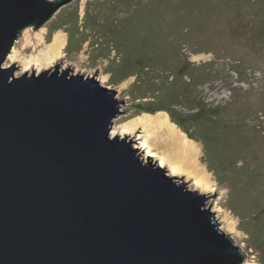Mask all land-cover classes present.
Returning <instances> with one entry per match:
<instances>
[{
  "label": "water",
  "instance_id": "95a60500",
  "mask_svg": "<svg viewBox=\"0 0 264 264\" xmlns=\"http://www.w3.org/2000/svg\"><path fill=\"white\" fill-rule=\"evenodd\" d=\"M71 1L0 0V264H243L248 240L210 203L224 186L113 135L127 95L102 65L5 64Z\"/></svg>",
  "mask_w": 264,
  "mask_h": 264
},
{
  "label": "rangeland",
  "instance_id": "374dc122",
  "mask_svg": "<svg viewBox=\"0 0 264 264\" xmlns=\"http://www.w3.org/2000/svg\"><path fill=\"white\" fill-rule=\"evenodd\" d=\"M144 15L150 16L153 26L150 29L142 27L140 33L143 37H148L152 44L161 47V52L155 53L158 56L157 62L165 60L168 56L167 49H171L169 51L172 56L182 53L179 56L182 57V62L180 58L173 59L177 70L181 67V72L187 61L194 64L211 62L209 67L218 70L212 76L214 80L210 78L208 81L207 78L204 81L199 78V86L192 87L191 103H196L198 97H205L206 101H214L216 104L225 103L229 100V85L232 82L243 87L235 99L231 98L225 114L244 120L245 137H229V142L223 146L224 158L239 157V164L250 161L258 169V177L245 190L236 191L231 181H220L217 174L209 168L200 140L191 138L167 110H147L152 107L150 101L155 98L148 95L147 90L151 87L158 88L163 83L166 75L163 69L166 65L159 68V65L153 64L146 69L143 83H137L136 76L115 81L121 86L122 95L127 96L119 107L120 114L114 120V133L116 135L122 132L123 123L133 121L144 113L167 112L171 121L194 140L200 149L197 162L208 171V175L206 178H194L204 179L205 186H224L222 191H210V203L216 201V206H222L223 215L237 234L241 239L248 240L250 257H246L243 264H264V0H72L41 26H28L15 47L21 60L37 57L54 40L55 35L62 31L66 34V44L63 56L55 64L66 56L68 62L79 59V70L82 71L83 67L102 65L104 75L107 74L105 68L109 60H95L96 52L91 48V43L97 39L96 17L100 20L113 18L129 24L133 21L140 22ZM77 19L82 32L88 35V40L81 50L68 53L66 46L69 35L65 29L73 27ZM62 23H66L64 28L54 31ZM168 34L173 36V43L166 42ZM99 38H103L105 42L104 31H101ZM123 48L127 49L125 43ZM115 53L113 50L112 55ZM119 63L117 61L115 66H119ZM5 64H18V60L9 56ZM23 66L20 72L27 71ZM34 68L39 69L35 64ZM187 69L188 75L179 76L180 81L190 80L200 73L199 69ZM189 101L184 100V104L189 106ZM125 135H144L142 138L136 137V144L148 143L147 137L152 138L147 136L142 124H137ZM153 141V152L161 154L170 151L158 140ZM232 204L239 208L241 217L235 214ZM257 235L262 240L261 246L255 242Z\"/></svg>",
  "mask_w": 264,
  "mask_h": 264
},
{
  "label": "trees",
  "instance_id": "16d2710c",
  "mask_svg": "<svg viewBox=\"0 0 264 264\" xmlns=\"http://www.w3.org/2000/svg\"><path fill=\"white\" fill-rule=\"evenodd\" d=\"M141 17L140 22L133 21L129 24H124V22L113 18L100 20L99 17H96L97 39L96 42L91 43L93 52H96L94 59L103 58L109 60L105 72L111 75L110 78L113 82L136 76L137 83H143L146 69L152 67L153 64L159 65V68H164V65H166L167 69H163V72L166 73L165 82L163 81L158 88H147V94L155 97L150 101L152 107L147 110L151 112L167 110L173 120L179 123L191 138L200 140L203 143L205 160H207L209 168L217 174L219 180L222 182L231 181L236 191L239 189L240 191L245 190L249 187V183L254 182V179L258 177V169L250 161H244L239 164V157L225 159L223 147L229 142L228 138L231 136L233 138L237 137L236 139L239 136L245 137L244 120L240 117L227 116L225 114L227 104L232 101L231 98L235 99L238 96V92L243 87L234 85L232 82L229 85L231 94L229 100L225 103L216 104L214 101H206L205 97H198L195 100L196 103H191L193 102L191 98L193 94L192 87L199 86V78L204 79V81L207 78L208 81L210 78L214 80L212 76L218 70L209 67L211 62L194 64L192 61H187L184 64L186 67L181 72V67L180 71L177 70L173 62L177 58H180L182 62V57H179L182 56V53H179L178 56L175 54L172 56V52L169 51L171 49H167L166 54L168 56H164L165 60L161 61V63L160 61L157 62L158 56L155 53L156 51L161 52V47L159 48V46L152 44L148 37H143L140 33L144 26L150 29L153 26V20L148 15ZM78 21L79 19H77L73 27L65 29L69 35L66 46L68 53L81 50L84 43L88 40V35L82 32ZM65 24L62 23L56 26L54 31L64 28ZM101 31H104L105 42H103V38L99 40ZM172 39L173 36L168 34L166 42H171ZM124 43L127 49L123 48ZM113 50L116 51L114 55H112ZM117 61H120L119 66H115ZM187 68L199 69L200 73L198 76H192L190 80L180 81L179 76L188 75L189 71ZM186 99L190 100L191 104L189 106L184 104ZM241 126L244 129L241 130ZM232 208L235 214L241 217L239 208L235 204H232ZM259 236H255V242L258 246H261L262 240Z\"/></svg>",
  "mask_w": 264,
  "mask_h": 264
},
{
  "label": "bare ground",
  "instance_id": "6f19581e",
  "mask_svg": "<svg viewBox=\"0 0 264 264\" xmlns=\"http://www.w3.org/2000/svg\"><path fill=\"white\" fill-rule=\"evenodd\" d=\"M65 44L66 34L60 31L55 35L54 40L42 50L41 55L24 59V69L27 71L31 69L34 70L36 68H34V64L37 68L53 66L56 60L63 56V48ZM10 58L14 60L20 59L19 51L16 47L10 54ZM107 75L109 76L108 73ZM137 124H142L148 133L147 136L152 137L151 139H148L147 137L148 143L151 142L150 144H152V142H154L153 140H158L161 145H164L170 150L161 153L163 154L162 156L165 164H169L174 156L177 170L206 178L208 171L197 162V156L200 152L197 143L190 139L174 122L171 121L167 112L162 111L154 114L144 113L133 121L123 123L122 131H124L125 128H128L130 131L125 132V134L130 133ZM153 155L158 154L154 151ZM194 179L195 183L204 181V179L199 177H195Z\"/></svg>",
  "mask_w": 264,
  "mask_h": 264
},
{
  "label": "clouds",
  "instance_id": "9594fccd",
  "mask_svg": "<svg viewBox=\"0 0 264 264\" xmlns=\"http://www.w3.org/2000/svg\"><path fill=\"white\" fill-rule=\"evenodd\" d=\"M124 131H125V132H128V131H130V129L125 128ZM113 135H115V133H114ZM121 138H123V137H121Z\"/></svg>",
  "mask_w": 264,
  "mask_h": 264
}]
</instances>
